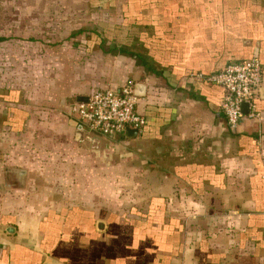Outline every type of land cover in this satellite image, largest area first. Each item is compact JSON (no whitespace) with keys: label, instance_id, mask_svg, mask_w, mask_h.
<instances>
[{"label":"crops","instance_id":"obj_1","mask_svg":"<svg viewBox=\"0 0 264 264\" xmlns=\"http://www.w3.org/2000/svg\"><path fill=\"white\" fill-rule=\"evenodd\" d=\"M124 4L118 43L106 48L95 34L96 54L85 52L96 66L80 68L76 90L54 93L43 125L71 146L117 150L112 171L129 187L40 194L42 171L23 149L40 113L27 89L1 84L0 264H264V95L254 102L261 119L232 127L224 89L203 78L252 59L264 72V0ZM128 80L146 121L138 136L78 139L67 101Z\"/></svg>","mask_w":264,"mask_h":264},{"label":"rangeland","instance_id":"obj_2","mask_svg":"<svg viewBox=\"0 0 264 264\" xmlns=\"http://www.w3.org/2000/svg\"><path fill=\"white\" fill-rule=\"evenodd\" d=\"M124 3L127 0H0V85L27 89L40 113L23 149L42 171L35 181L42 195L62 198L72 190L78 197L84 191L89 198L113 197L129 187L123 175L112 171L120 165L117 150L71 146L44 123L54 93L76 90L80 68L96 66L88 56L94 53L85 52L91 45L96 54V35L105 39L106 48L109 42L110 47L118 43L115 25L122 19Z\"/></svg>","mask_w":264,"mask_h":264},{"label":"built area","instance_id":"obj_3","mask_svg":"<svg viewBox=\"0 0 264 264\" xmlns=\"http://www.w3.org/2000/svg\"><path fill=\"white\" fill-rule=\"evenodd\" d=\"M203 78L224 89L221 107L232 127L237 126L245 117L261 119L254 105L264 82L263 68L258 59L231 63L222 72ZM138 103L139 97L132 80L120 88L96 90L88 102L71 106L72 113L78 117L77 133L89 142H95L98 136L112 138L126 135L127 129L141 130L146 121L138 111ZM245 103H249L251 110L247 116L243 114Z\"/></svg>","mask_w":264,"mask_h":264},{"label":"water","instance_id":"obj_4","mask_svg":"<svg viewBox=\"0 0 264 264\" xmlns=\"http://www.w3.org/2000/svg\"><path fill=\"white\" fill-rule=\"evenodd\" d=\"M137 88V86L135 87V89ZM136 92V91H135ZM260 94L263 96L264 95V89H261ZM89 98L86 97H78L76 99H71L67 102L71 103L72 105L74 103H82V102H88ZM66 102H64L65 104ZM251 112L250 110V105L249 103H245L243 104V114L245 116L249 115ZM139 134V130L137 129H127L126 130V137L131 139L132 137H136ZM77 138L80 139L81 138V134H77ZM15 174L17 175V181H18V186L20 188H25L26 186V178H27V172L25 170H16Z\"/></svg>","mask_w":264,"mask_h":264}]
</instances>
